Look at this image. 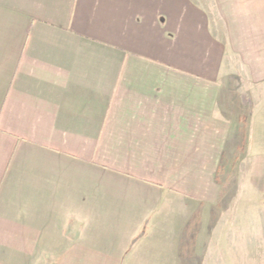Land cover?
<instances>
[{"label": "crops", "instance_id": "1", "mask_svg": "<svg viewBox=\"0 0 264 264\" xmlns=\"http://www.w3.org/2000/svg\"><path fill=\"white\" fill-rule=\"evenodd\" d=\"M244 114L258 145L264 0H0V264H210L163 229L213 200L229 264H264V209L249 234L220 179L254 159Z\"/></svg>", "mask_w": 264, "mask_h": 264}, {"label": "rangeland", "instance_id": "2", "mask_svg": "<svg viewBox=\"0 0 264 264\" xmlns=\"http://www.w3.org/2000/svg\"><path fill=\"white\" fill-rule=\"evenodd\" d=\"M241 123H237V126H241V132L243 135V138L245 140L246 147L244 146L245 152L249 151V156H254V159L252 160L251 158H244L243 162H238L236 168L237 170L235 171V174L233 173L232 167H234V163H228L229 167L228 169H224L225 174H227V177L225 178H220L223 182V189L224 193H226V197L224 196L225 201L227 202H233L235 201V198L237 201L242 202V204L245 207L244 210V222L246 220L247 227L249 229V234H251V223L252 220L250 218V214L253 213V211L257 209H264V141H259L258 145H255V142L253 145L248 143L246 141L247 136L251 133L252 130V122L256 123L254 120H252V117L249 114H244L240 117ZM254 127V125H253ZM240 133V132H239ZM257 139L264 137V130L259 128L257 131ZM263 133V134H262ZM229 171H232L231 174H228ZM222 182L220 183V186L222 185ZM205 202V213L207 210H210V208L214 211L211 210L210 215L207 216L205 222H202V225H190L186 224V221H184V226L179 225L177 227H164L163 230L168 231V232H179L180 234L182 233H187L188 232H193L195 235L197 234H204L206 236V239L208 240V243L205 242V244L210 245V256H211V261L210 264H220L221 258L220 255H222V258L224 257L223 261L221 264H229L231 260H233L232 257H230V246L233 243L229 242H223V241H218L216 236L218 235H226L229 232V230H232V234L235 233V228L236 224L238 227V223L234 222H227L226 224H222L220 221V217L218 216V212H220L219 206H217L216 200H213L211 204H208L206 201ZM180 205L182 202H179ZM218 211V212H217ZM216 212V216L214 217L213 214ZM256 212V211H255ZM262 213L264 210L261 211ZM186 213V209H181L180 210V217L179 220L182 221V216H184ZM197 213V212H196ZM201 213V211H200ZM71 211H68V217L70 216ZM246 225V224H244ZM149 227H143V230H148ZM159 228V227H158ZM94 233L100 235L102 238L99 239L98 245L100 247H107V246H112L111 241L107 240L106 238L110 236V232L115 231L114 233L117 235L118 233L120 235H125L126 236V227H93ZM204 243L199 242L198 245H202ZM165 251V249H164ZM163 251V252H164ZM169 257L174 255V253H177L178 250L169 249ZM202 251V249H201ZM200 251V252H201ZM226 255L227 258L225 257ZM142 260V259H141ZM149 260V259H145ZM158 261L160 262L161 260L155 259V262ZM154 262V263H155ZM39 264V263H38ZM135 264H139L138 262Z\"/></svg>", "mask_w": 264, "mask_h": 264}]
</instances>
